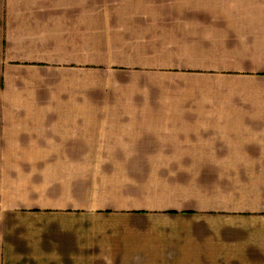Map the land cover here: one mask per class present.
<instances>
[{
    "label": "crops",
    "instance_id": "1",
    "mask_svg": "<svg viewBox=\"0 0 264 264\" xmlns=\"http://www.w3.org/2000/svg\"><path fill=\"white\" fill-rule=\"evenodd\" d=\"M261 1L0 0V264H264Z\"/></svg>",
    "mask_w": 264,
    "mask_h": 264
},
{
    "label": "rangeland",
    "instance_id": "2",
    "mask_svg": "<svg viewBox=\"0 0 264 264\" xmlns=\"http://www.w3.org/2000/svg\"><path fill=\"white\" fill-rule=\"evenodd\" d=\"M217 1H218V0H216V3H215V6H214V7H217V6L222 5V4L218 3ZM224 2H226V0H224ZM238 4H239V3H238ZM260 4H261L262 6H264V0H262ZM230 5H232V6L234 7L233 3L230 4ZM236 5H237V4H236ZM239 5H240V4H239ZM237 6H238V5H237ZM240 6H241V5H240ZM233 7H231V6L228 7V8L223 7V8L221 9V11L225 12L226 9H229L228 12L230 13V12H233V11H234ZM234 8H235V7H234ZM235 9H236V11H238L237 8H235Z\"/></svg>",
    "mask_w": 264,
    "mask_h": 264
}]
</instances>
